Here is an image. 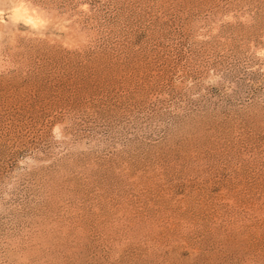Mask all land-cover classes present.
<instances>
[{
	"label": "rangeland",
	"instance_id": "1",
	"mask_svg": "<svg viewBox=\"0 0 264 264\" xmlns=\"http://www.w3.org/2000/svg\"><path fill=\"white\" fill-rule=\"evenodd\" d=\"M0 264H264V0H0Z\"/></svg>",
	"mask_w": 264,
	"mask_h": 264
},
{
	"label": "bare ground",
	"instance_id": "2",
	"mask_svg": "<svg viewBox=\"0 0 264 264\" xmlns=\"http://www.w3.org/2000/svg\"><path fill=\"white\" fill-rule=\"evenodd\" d=\"M20 6H24V5H20ZM15 8H14V11H12L13 13L9 17L11 20L13 21L20 20L24 22V24L30 25L31 27H35V28L39 26L40 24H42V20L38 18L35 14H33L35 12L31 13V11L29 12L26 9L27 6H25V8L24 7H18L17 9Z\"/></svg>",
	"mask_w": 264,
	"mask_h": 264
}]
</instances>
